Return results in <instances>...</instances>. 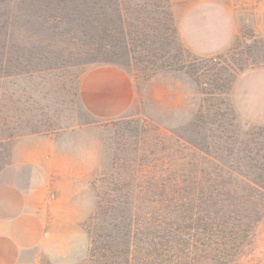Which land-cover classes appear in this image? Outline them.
I'll return each instance as SVG.
<instances>
[{
	"label": "rangeland",
	"instance_id": "obj_1",
	"mask_svg": "<svg viewBox=\"0 0 264 264\" xmlns=\"http://www.w3.org/2000/svg\"><path fill=\"white\" fill-rule=\"evenodd\" d=\"M187 13L217 31L230 22L228 47L205 54L188 46L180 34ZM183 25L192 36L190 21ZM138 37H177L197 59L231 52L217 76L213 68L199 78L178 69L174 44L146 61L133 47ZM194 41L209 49V39ZM106 64L125 71L133 88L127 109L110 118L89 113L79 98L83 75ZM224 104L233 108V129L193 126L201 107ZM158 132L231 153L241 170L264 168V0H0V188L28 186L35 171L46 229L40 264H97L90 255L97 217L108 230L98 196L110 198L112 174ZM233 253L229 264H264V217L253 242Z\"/></svg>",
	"mask_w": 264,
	"mask_h": 264
},
{
	"label": "trees",
	"instance_id": "obj_2",
	"mask_svg": "<svg viewBox=\"0 0 264 264\" xmlns=\"http://www.w3.org/2000/svg\"><path fill=\"white\" fill-rule=\"evenodd\" d=\"M167 44L176 45L178 69L188 66L199 78L225 63L231 52L191 58L177 37L168 43L138 37L133 47L154 64L161 58L157 47ZM218 73L216 69L214 76ZM210 112L213 117L206 120L204 114ZM235 118L230 104L201 107L193 126L233 129ZM235 161L231 153L210 152L196 141L158 132L112 174L110 198L98 196L97 211L105 212L108 230L100 231L103 220L97 217L100 232H92L90 246L94 262L229 264L233 251L253 242L264 217V168L241 170Z\"/></svg>",
	"mask_w": 264,
	"mask_h": 264
},
{
	"label": "crops",
	"instance_id": "obj_3",
	"mask_svg": "<svg viewBox=\"0 0 264 264\" xmlns=\"http://www.w3.org/2000/svg\"><path fill=\"white\" fill-rule=\"evenodd\" d=\"M198 9L206 10L207 14L214 7L200 6ZM188 14L180 20V34L188 46L205 54L220 52L228 47L233 37L230 22L227 29L217 31L209 25L206 15L195 18ZM185 19L194 26L192 36L183 25ZM196 38L209 39V49L198 48L194 41ZM132 95L133 88L127 73L110 64L89 69L79 86L83 107L97 117L120 115L129 106ZM32 172L28 186L9 183L0 188V264H40L37 258L45 245L46 229L43 207L33 195L36 180L35 171Z\"/></svg>",
	"mask_w": 264,
	"mask_h": 264
}]
</instances>
